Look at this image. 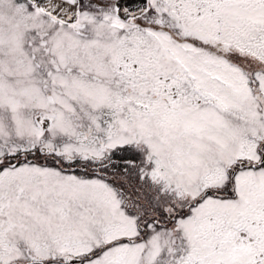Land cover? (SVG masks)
Returning a JSON list of instances; mask_svg holds the SVG:
<instances>
[{
	"label": "snow or ice",
	"instance_id": "snow-or-ice-1",
	"mask_svg": "<svg viewBox=\"0 0 264 264\" xmlns=\"http://www.w3.org/2000/svg\"><path fill=\"white\" fill-rule=\"evenodd\" d=\"M0 264H264V0H0Z\"/></svg>",
	"mask_w": 264,
	"mask_h": 264
}]
</instances>
